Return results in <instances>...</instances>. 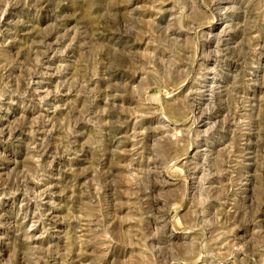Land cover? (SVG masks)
Listing matches in <instances>:
<instances>
[{
  "label": "rangeland",
  "instance_id": "obj_1",
  "mask_svg": "<svg viewBox=\"0 0 264 264\" xmlns=\"http://www.w3.org/2000/svg\"><path fill=\"white\" fill-rule=\"evenodd\" d=\"M0 264H264V0H0Z\"/></svg>",
  "mask_w": 264,
  "mask_h": 264
},
{
  "label": "bare ground",
  "instance_id": "obj_2",
  "mask_svg": "<svg viewBox=\"0 0 264 264\" xmlns=\"http://www.w3.org/2000/svg\"><path fill=\"white\" fill-rule=\"evenodd\" d=\"M215 42V41H214ZM164 171V170H163Z\"/></svg>",
  "mask_w": 264,
  "mask_h": 264
}]
</instances>
